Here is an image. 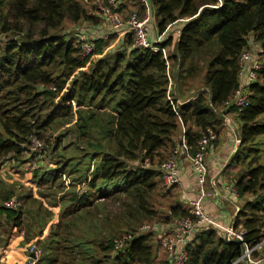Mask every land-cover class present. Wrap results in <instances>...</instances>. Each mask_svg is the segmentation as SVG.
Listing matches in <instances>:
<instances>
[{"label": "trees", "instance_id": "1", "mask_svg": "<svg viewBox=\"0 0 264 264\" xmlns=\"http://www.w3.org/2000/svg\"><path fill=\"white\" fill-rule=\"evenodd\" d=\"M119 1L120 8L125 0ZM148 1L158 36L182 23L175 42L168 35L157 43L165 56L134 48L129 35L110 58L102 53L109 37L92 39L93 52L84 55L81 46L86 40L62 33L65 23L96 24L103 18L99 9V17L90 15L81 0H0V36L11 34L0 44V169L28 154L33 142L56 152L63 141L61 134H54L70 123L73 106L82 132L78 137H92L94 126L101 125L99 135L107 141L86 143L89 150L77 162L82 166L76 170L81 172L74 185L77 190L71 192L59 229L37 241L42 255L36 264H171L155 261L153 235L138 232L140 220L127 222L116 232L113 216L104 214L105 204H118V215L125 217L133 213L149 220L159 217L153 224L172 226L177 220L192 219L189 205L180 199L163 217L145 205L160 185V165L179 149L181 140L193 155L206 130L214 131L218 139L228 115L235 117L240 139L236 151L243 155L232 157L226 169L233 163L246 165L233 183L237 198L244 200L235 228L243 230L250 248L264 240V165L257 161L260 148L252 147L264 145L257 139L264 135V0ZM137 4L135 12L142 15L143 7ZM252 42L258 45L262 66L247 88L248 107L238 110L231 100L239 85V58L252 50ZM194 59L204 66V83L187 96L186 80L200 71ZM87 67L88 72L81 71ZM101 112L110 115L98 119ZM216 145L217 141L210 148ZM252 154L255 158L250 159ZM58 158L61 163L70 160L62 153ZM44 182L40 179L38 184ZM13 195L1 187L0 218L10 225L9 234L23 233V209L4 206ZM96 216L99 219L94 220ZM42 231L43 227L38 235ZM120 236L127 240L117 251L114 241ZM185 248L183 264H245L236 263L240 247L225 242L213 229L197 230Z\"/></svg>", "mask_w": 264, "mask_h": 264}, {"label": "rangeland", "instance_id": "2", "mask_svg": "<svg viewBox=\"0 0 264 264\" xmlns=\"http://www.w3.org/2000/svg\"><path fill=\"white\" fill-rule=\"evenodd\" d=\"M81 2L90 15H94L98 17L100 15L98 12V8L101 6L106 7L104 5L105 0H96L91 4L87 3L85 0H81ZM137 3H138L137 1L125 0L123 2V6L117 9L123 21H125L124 18H126L128 13L137 11L138 8ZM180 25L181 23L173 24L172 26L169 27V32L166 35H162L160 38H158L159 36L157 35V31L155 30L154 27L151 33L150 41L151 42L153 41L152 43L157 41V39L163 41V39L168 35H172L173 37H178L179 28L181 27ZM62 33H65L67 37L80 36L82 39L86 40V43H90V44H91L90 41L92 39L103 38L104 36L109 37L108 40L104 42L102 47L103 55L106 54L108 55L107 57L109 58L112 57L110 55H113V53H115L118 49L123 48L124 47L123 44L124 42H126L124 36L122 35L119 36L117 33L114 32L111 26L105 25L102 19L100 21L99 18L96 24H91L84 21L75 24L66 22ZM10 36H11L10 33L6 35H1L0 44L7 41V39ZM250 44L252 50H249V53L252 54L253 59L259 62L261 60L262 62V58L258 54L259 51L258 45L253 44V42ZM97 58L99 57L97 56L94 59ZM189 63H191V61ZM192 63L193 65H195V67L200 69V71H198L196 74L189 76L188 79L186 80V83L188 84V86H190V90L187 92V96L190 93H195L199 91L204 83L203 81L204 66L202 62H200L198 59H194ZM81 71L88 72L89 69L87 67ZM183 91H185V88H183ZM76 108L77 107L74 108L73 106L72 115L70 117L71 120L70 123L58 128V131L54 134V135L61 134L63 141L61 147L56 152L54 153L50 152L49 150L50 148L47 149L46 146L41 141H40L41 147L37 142H33L29 146L28 154L21 155L16 163L14 162L12 165L9 164L4 165L0 169V185H1L0 189L1 187H5L7 192L9 190L14 192L13 199L15 198L20 201L18 202L19 205L18 208L21 210L23 209L22 215L24 219L23 226L20 228L23 233H19L17 232V230H13L12 234H9L11 230L9 227L10 225L3 222V220L0 218V236L3 237L0 240V264H27L25 261L26 260L25 252L21 253L19 252V249L25 251L27 247H29L30 245L37 246L36 244L38 240L41 239L45 240L50 231H57L59 229L58 225L60 221H62V216L66 213L67 207H69V205L71 204V202L69 201V199H71L72 197L71 192L77 190L78 187L74 185L76 184L75 182H77L76 180L79 179L80 176L79 174L81 172L77 174L76 170L78 168L82 169V166H79L77 162L81 156H86V150H89L86 147V143L89 142L96 143L101 141L103 145H107L106 143L107 141L104 139L105 137L103 136L101 137V135H99V130L101 125L94 126L92 130V135H93L92 137L87 136L86 139H81V137H78V133L81 132V130L79 129L80 127V122L78 121L79 114ZM82 114L83 116H85L84 111H81V115ZM109 115L110 114L108 112L107 113L101 112L99 114L98 119H106L109 117ZM99 123L100 122H97V124ZM223 124L225 126V127L223 126L225 130V135H223L222 140H220V142L217 141V143H220L222 146H225L226 148L232 147L233 151H235L232 157H234L235 155L238 156V154L243 155L241 154V152H239L240 150H238V152L236 151L238 148L240 149L239 146L240 139H239V131L236 128V121L234 115L226 116V119L223 120ZM181 133L182 132H179L176 137L180 138ZM257 139H260L258 141L259 143L264 144V135L261 136V138L258 137ZM252 147L260 148L261 150L259 154L260 159H258L257 161L260 164L264 165V145L259 146L256 143L253 144ZM212 149L210 150L209 148L207 151V155L205 158L206 162L208 161L210 154L213 153L214 151ZM44 150L45 153L43 152ZM60 153H62L66 158L68 157L70 160H67L64 163L59 162L60 158H58V156ZM183 158H184L183 155L177 156L178 165L180 164V159ZM253 158H255V155L253 156L252 154L250 156V159ZM185 163L186 164L184 165L186 166L190 165L189 161L188 160L186 161V159H185ZM63 167H64L63 170H59ZM225 169L226 168H224V171H220V175H224L225 176L224 183L230 185L234 183V180L239 176V173L243 172L246 169V165L233 163V166L229 167V169L226 170ZM56 171L57 173H53ZM53 175L56 177L54 178V180H52ZM40 179H43V181L46 182H44L43 184H38ZM217 185H218L217 188H219L218 190L222 191L221 190L222 187L220 188V185L219 184ZM208 191L212 192L210 188H208ZM183 192L184 191L183 189H181L180 183L175 187L169 189L168 192L161 189L159 185L157 190H155L152 193L151 198L149 199V204L147 203L145 207L150 210L151 209L155 210L158 216L163 217L167 215L168 208L170 207V205H172L179 199L180 200L183 199L182 198ZM2 193L5 192H1V194ZM27 196L29 197L30 201L26 202L25 198H27ZM224 196L225 193H221V195L217 197L209 196L206 201L210 203L213 202L214 209L213 211L209 212L211 216H213L216 220H218L222 224L223 223L227 224L230 222L231 219H233V216L239 212V209L242 208L244 204V200L236 198L235 201H227V199L224 198ZM228 202L232 204L230 207L228 206ZM220 203H224L222 207L220 206ZM237 208L238 211L236 212ZM206 211L208 212L207 209ZM109 212H112V214H110ZM104 214L113 216L111 217V221L114 222L112 223V226L113 229H116V232L123 230L124 227L123 224L127 222L137 223L138 220H140L139 223L140 225H138L137 228L139 229L138 232L140 234H145L146 232L140 231L142 226L154 225L153 223H157V221L160 220L159 217L153 220L145 219L143 216H140V214H136V213H133L128 217H125L122 214L118 215L119 214L118 204L113 205L112 203L108 205L105 204ZM93 219L97 220L99 218L98 216H96V218L93 217ZM85 225L90 227V224H85ZM157 225L160 226L159 232H157L156 234H152L153 237L151 242V244L153 245V251L156 256L155 261L166 260L165 252L163 249H161L158 246L157 241L159 240V235H162L163 233L167 232V229L170 226L169 225L165 226L162 224H157ZM41 227H43L42 234L38 235ZM88 227L85 228V230L90 229ZM7 230L9 232H7ZM197 230L200 233L203 229H197ZM194 234L191 235L189 241L193 238ZM217 235L218 237L222 238L221 232H217ZM122 237L123 236H120V238ZM5 239L7 240L5 241ZM5 247H9V248L6 249ZM124 247L125 245L123 244L121 249H123ZM256 258L258 259L264 258V245L256 254Z\"/></svg>", "mask_w": 264, "mask_h": 264}, {"label": "built area", "instance_id": "3", "mask_svg": "<svg viewBox=\"0 0 264 264\" xmlns=\"http://www.w3.org/2000/svg\"><path fill=\"white\" fill-rule=\"evenodd\" d=\"M143 7V13L140 15L138 12H133L127 20L123 21L117 9L119 8V0H109L108 6L99 7V11L103 18L105 25L111 26L115 33L119 36L129 35L133 40V47L141 50L160 51L165 56V50L157 47V43L162 41L157 39L154 43L150 41L151 33L154 26V17L150 2L148 0H137ZM221 3V0H218ZM113 8V11L111 10ZM180 32H178L179 34ZM159 36L158 38H160ZM103 38H106L104 36ZM82 51L84 55H89L93 52V45L90 43H83ZM240 72H239V85L231 100V105L242 110L249 105L247 88L256 81V72L261 69V63L253 59L252 54L244 52L239 58ZM169 99V98H168ZM170 100V99H169ZM225 120V119H224ZM217 141V135L214 131L208 129L202 134V137L197 145V150L193 155L188 153V148L185 146L183 139L181 140L179 149L174 152L166 162L162 163L159 167L161 173L160 187L164 190H169L180 183L181 173L177 161V156L183 155L189 161L191 172L194 176L195 185L197 189L196 196L191 200L185 202L189 205V215L191 218L177 220L167 229V232L159 235L160 247L166 254V260L171 264H183L187 259L186 245L189 242L191 235L197 229H213L216 232H221L222 239L225 242L238 241L245 250L241 253L237 262L245 264H264V258H254L253 254L262 248L264 240L256 246L250 248L246 246L243 241V230L235 228V217L227 224H222L209 214L204 206V202L209 196H220L225 193L224 198L227 201H235L237 198L236 189L233 184L224 186L225 191H219L217 184L211 178L208 179V169L206 166V155L210 148V144ZM209 186L212 192L208 191L206 186ZM7 208H17L19 205L15 200H10L4 204ZM238 208L236 209V212ZM159 225H144L140 231L146 233L156 234L159 232ZM168 231H170L168 233ZM127 237H123L114 241V249L119 251ZM25 261L27 264H36L42 255V251L38 246L30 245L25 250ZM30 256H34L31 259Z\"/></svg>", "mask_w": 264, "mask_h": 264}, {"label": "crops", "instance_id": "4", "mask_svg": "<svg viewBox=\"0 0 264 264\" xmlns=\"http://www.w3.org/2000/svg\"><path fill=\"white\" fill-rule=\"evenodd\" d=\"M181 25H182V23H181ZM180 29H181V27L179 28V30ZM174 40H177V37H174ZM223 126H224V124L221 125V128L218 131V139H217V141H219V142H220V140H222L223 135H225V130H224ZM211 149L212 148H210V150ZM212 150H214V151H213V153L210 152L211 154H210V156L208 158V161L206 162V166H207V169H208V176H209V178L214 180L216 183H218L220 185V188L222 187L221 190L224 191V186H227V184L224 183L225 176L224 175H220V171H224V168H226L229 164L231 165V161H232L231 158H232V156H233L235 151H233L232 147L226 148L225 146H222L220 143H217V145L215 147H213ZM227 159H228V161H227ZM184 164H186L185 163V159L184 158L180 159V164H179V167H180V170H181L180 187L184 191L183 192L182 201H185V199L186 200H191L197 194L195 180L193 178L194 176H193V174L191 172L190 165L186 166ZM223 204L224 203H220V206L222 207ZM204 205H205V208L208 210V213L213 211V209H214L213 202L210 203L208 201H205ZM231 205L232 204L230 202H228V206L230 207ZM2 238L3 237L0 236V240ZM5 248L8 249L9 247H5ZM19 252L24 253L25 251L24 250L22 251L21 249H19Z\"/></svg>", "mask_w": 264, "mask_h": 264}, {"label": "water", "instance_id": "5", "mask_svg": "<svg viewBox=\"0 0 264 264\" xmlns=\"http://www.w3.org/2000/svg\"><path fill=\"white\" fill-rule=\"evenodd\" d=\"M229 243L237 244V245L240 247V249H241V253L244 252V246H243L240 242H238V241H231V242H229ZM30 258H31V259H34V256H30Z\"/></svg>", "mask_w": 264, "mask_h": 264}]
</instances>
